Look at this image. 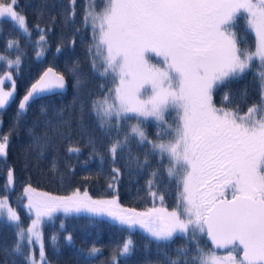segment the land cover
<instances>
[{
	"label": "snow or ice",
	"instance_id": "1",
	"mask_svg": "<svg viewBox=\"0 0 264 264\" xmlns=\"http://www.w3.org/2000/svg\"><path fill=\"white\" fill-rule=\"evenodd\" d=\"M101 2L103 7L98 12L95 0H86L83 22L93 32V45L89 47L92 68L102 78L111 76L115 86L102 99L93 100L91 109L99 127L106 129L105 134L111 137L115 133L107 149L113 164L118 153L127 168L147 167L150 155L158 156L161 164L167 158L165 172L169 181H175L176 206L172 210L154 206L137 211L122 207L116 196L93 199L87 190L81 192L79 188L57 196L37 192L28 184L19 197L20 201L27 200L26 205H20L31 219L26 228L8 203V196H0V222L17 229L16 240L0 251L6 259L20 255L27 264H48L42 231L45 218L51 220L57 212H84L106 215L128 229L139 226L157 242L183 234L187 243L175 250V257L158 248L163 264H264V0ZM71 5L72 11L65 17L68 21L75 19V0ZM17 6L18 0H0V18H9L29 43L41 47L35 53L39 58L51 29L34 25L39 36L32 41L27 17L16 10ZM241 17L245 30L254 36L251 46L241 47L237 31ZM12 47L19 52V41L9 40L6 48ZM60 50L58 46L57 52ZM153 54L159 64L151 62ZM5 59L0 55V61ZM21 63L20 55L7 60V66L15 67L17 75ZM69 71L76 76L78 62H73ZM249 71L253 72L259 99L242 112L247 89L238 95L226 88L217 106L214 92ZM5 82L10 83L8 91L2 87ZM66 85L63 73L47 68L22 97L17 116L31 100L64 90ZM14 93L15 80L8 72L0 78V109L9 104ZM173 111L176 115L169 123L167 117ZM131 119L137 122L125 123ZM149 122L155 125V139H149L143 127ZM47 126L52 136L45 132L35 140L41 155L53 137L71 139V121L62 112ZM81 134H87L83 128ZM132 140L138 147L147 146L143 161L133 155ZM8 142V134L0 136V157L6 156ZM88 145L95 152V140L90 135ZM81 151L76 144L67 148L68 153ZM52 168H56L55 160ZM120 175V168L114 167L109 187L119 181ZM159 175V169L151 170L146 184L148 194L163 205L165 192L160 190ZM13 184L14 170L9 169L5 192ZM203 235L211 240L212 250L200 246L198 237ZM49 239L55 247L57 237ZM65 240L71 243L72 235L69 233ZM219 249L226 254L218 255ZM134 250L135 243L129 236L113 251L109 264H117V256L129 258ZM99 254L101 249L95 246L87 252L76 251L80 264H92Z\"/></svg>",
	"mask_w": 264,
	"mask_h": 264
},
{
	"label": "trees",
	"instance_id": "2",
	"mask_svg": "<svg viewBox=\"0 0 264 264\" xmlns=\"http://www.w3.org/2000/svg\"><path fill=\"white\" fill-rule=\"evenodd\" d=\"M86 0H75V19L66 20V15L72 11L71 0H18L16 10L27 17V25L31 30V40L38 39L39 32L34 25L40 28L51 29L46 33V44L41 57H37V45L29 43L26 38L17 31L9 18H0V53L16 58L21 57L19 74L15 67L7 66V61H0V74L9 70L15 80L14 97L9 104L0 109V136L9 135L6 156L0 157V196L7 195L9 202L14 206L25 226L30 218L26 215L24 200L20 201L22 189L31 184L33 188L51 192L54 194H70L76 188L87 190L91 197H103L114 195L121 205L133 208H146L153 203L148 194L146 181L153 169H159L158 182L161 191L165 192L163 205L173 209L176 206L175 181H169L165 168L168 163L165 157L163 163H158L159 157L150 155V163L143 169L125 167L121 154H117V163L113 164L108 154L111 140L115 138L106 135V129H101L98 118L91 109V102L102 99L108 90L114 88L115 82L111 76L102 78L92 68V54L89 47L93 45V32L89 26H85L83 15ZM96 10L102 9L101 0H95ZM51 17H55L53 21ZM245 21L240 18L238 36L241 47L251 46L254 36L245 30ZM9 40L19 41V52L15 47L6 48ZM74 41V43H73ZM60 51L57 52V47ZM155 62V56H150ZM73 62H78L79 72L74 76L69 68ZM51 66L56 71L65 75L67 85L63 91L52 94H43L29 102L26 110L17 116L18 100L25 92L28 85L46 67ZM256 64H253V68ZM79 79V83H77ZM230 88L234 93L248 91L246 103H242V112L259 99L257 85L254 81L253 72L249 71L242 78L231 81L225 87L214 92V100L220 105L221 95ZM43 109V111H42ZM65 119L71 121V139L53 137L51 144L43 149L42 155L35 146V140L48 132L52 136L51 129L47 126L48 121L55 123L59 113ZM173 111L167 117L169 123H173ZM137 121L131 119L127 124ZM115 123V121H113ZM149 139H155L156 128L153 122L143 125ZM87 134L82 135L81 129ZM126 130V129H125ZM89 135L95 140V152L88 145ZM123 132L121 133V136ZM70 144L78 145L82 151L79 154L68 153ZM133 155H139L144 159L145 147H138L135 140L130 143ZM127 150H125L126 155ZM55 160L56 168L52 164ZM120 168L119 181L109 187L112 182V169ZM9 169L14 170V184L5 192V183ZM83 192V191H82ZM229 194V193H228ZM63 225V227H61ZM17 229L4 222H0V248L11 245L16 240ZM46 258L52 264H80L76 255L78 249L87 252L95 246L101 249L92 264H109L113 251L124 240L131 236L135 243L133 255L124 259L117 256V264H163V255L158 248L167 252L170 257H175V250L187 243V238L180 233L174 235L168 242H157L148 236L142 229L134 227L128 229L120 225L108 216H92L88 213L57 212L51 220L45 219L42 223ZM72 235V242L68 243L65 237ZM52 235L57 237L55 247L49 239ZM200 246L205 250L213 248L205 239V235L198 237ZM225 250H217L222 253ZM27 264L20 255H14L7 259L0 251V264Z\"/></svg>",
	"mask_w": 264,
	"mask_h": 264
},
{
	"label": "rangeland",
	"instance_id": "3",
	"mask_svg": "<svg viewBox=\"0 0 264 264\" xmlns=\"http://www.w3.org/2000/svg\"><path fill=\"white\" fill-rule=\"evenodd\" d=\"M101 9H99V10H96V11H100ZM43 47H44V45H43ZM41 50V47L40 46H37V51H40ZM0 55H3V54H1L0 53ZM6 59H5V61H7V60H15V58H10V57H7V56H5V55H3ZM151 56H154V54L153 55H151ZM157 58V57H156ZM151 59V58H150ZM158 60H156V62L153 60V59H151V62L152 63H156V64H159V58H157ZM8 72H10L9 70H5L4 72H2L1 74H0V78H2L5 74H7ZM2 87L4 88V90L5 91H8V90H10V83L9 82H5L3 85H2ZM167 165H168V163H167ZM166 165V166H167ZM24 189V188H23ZM23 189H22V194H23ZM36 189V188H35ZM77 189V188H76ZM80 189V188H79ZM81 190V189H80ZM36 191L37 192H45V193H51V192H46V191H43V190H38V189H36ZM82 191H84V190H82ZM81 191V192H82ZM229 194H231V192H228ZM52 195H57V196H65V195H68V194H54V193H51ZM228 194V195H229ZM114 197V195H108V196H103V197H92L93 199H111V198H113ZM156 200H159V199H156ZM24 202H25V204H27V200H26V198L24 199ZM8 203L11 205V207H13L14 208V206L9 202V200H8ZM121 205V204H120ZM122 207H124V208H129V209H136L137 211H146L148 208H152V207H161V206H163V207H166V206H164V205H161V203L160 202H155V203H153L152 205H150V206H148V207H146V208H133V207H127V206H124V205H121ZM169 210H172V209H170V208H168ZM106 216V215H105ZM34 218V217H33ZM109 218H111V217H109ZM45 219H47V218H45ZM30 223H31V219L29 220V222L25 225V226H23V227H28L29 225H30ZM136 227H138L139 228V226H136ZM141 229V228H140ZM143 230V229H142ZM128 238V237H127ZM126 238V239H127ZM125 239V240H126ZM124 240V241H125ZM123 244V243H122ZM34 251H35V256H36V258H37V260H39V247H38V245H36V246H34ZM205 251H209V250H205ZM217 254L218 255H225L226 254V252L224 251V252H222V253H219V252H217ZM47 262H48V264H52L51 262H49L48 260H47Z\"/></svg>",
	"mask_w": 264,
	"mask_h": 264
},
{
	"label": "water",
	"instance_id": "4",
	"mask_svg": "<svg viewBox=\"0 0 264 264\" xmlns=\"http://www.w3.org/2000/svg\"><path fill=\"white\" fill-rule=\"evenodd\" d=\"M49 67H51V66H46L40 73H39V75L28 85V87H27V89L25 90V92L20 96V98H19V100H18V105H19V103H20V101H21V99H22V97L26 94V92L30 89V87H31V85L33 84V83H35V81L36 80H38L39 79V77L42 75V73L44 72V71H46L47 70V68H49ZM53 68V67H52ZM58 72V71H57ZM58 91H63V90H56L55 92H58ZM228 197L229 198H231V194H229L228 195ZM205 239L207 240V242L211 245V247L212 248H214V245L212 244V242H211V240L205 235ZM219 250H223V249H219Z\"/></svg>",
	"mask_w": 264,
	"mask_h": 264
}]
</instances>
